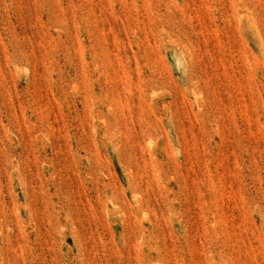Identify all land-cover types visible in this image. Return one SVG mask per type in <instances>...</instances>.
I'll use <instances>...</instances> for the list:
<instances>
[{
    "label": "rangeland",
    "instance_id": "rangeland-1",
    "mask_svg": "<svg viewBox=\"0 0 264 264\" xmlns=\"http://www.w3.org/2000/svg\"><path fill=\"white\" fill-rule=\"evenodd\" d=\"M0 264H264V0H0Z\"/></svg>",
    "mask_w": 264,
    "mask_h": 264
}]
</instances>
